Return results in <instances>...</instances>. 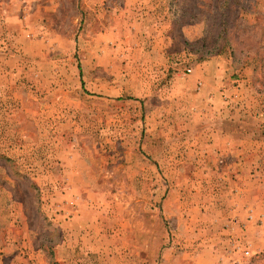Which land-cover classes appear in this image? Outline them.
I'll use <instances>...</instances> for the list:
<instances>
[{"label":"rangeland","instance_id":"rangeland-1","mask_svg":"<svg viewBox=\"0 0 264 264\" xmlns=\"http://www.w3.org/2000/svg\"><path fill=\"white\" fill-rule=\"evenodd\" d=\"M161 1L0 0V264H264V0Z\"/></svg>","mask_w":264,"mask_h":264},{"label":"crops","instance_id":"crops-1","mask_svg":"<svg viewBox=\"0 0 264 264\" xmlns=\"http://www.w3.org/2000/svg\"><path fill=\"white\" fill-rule=\"evenodd\" d=\"M157 5H156V7H159V3H162V5H160V7H162V6H164V2L163 1H159V0H157ZM153 6V5H152ZM152 6H150V10H152ZM147 19V21L146 22H148V26H146L145 28V31H146V33H147V35L149 34V31L152 29V28H154L153 27V24H151V23H154L155 22V20H157V19H154V20H151L150 18H146ZM158 19H160V18H158ZM150 39V38H149ZM157 39H159V37H157ZM164 43V42H163ZM148 44H150V43H148ZM151 45V44H150ZM153 46H155V47H157L158 46V44L157 45H153Z\"/></svg>","mask_w":264,"mask_h":264},{"label":"built area","instance_id":"built-area-1","mask_svg":"<svg viewBox=\"0 0 264 264\" xmlns=\"http://www.w3.org/2000/svg\"><path fill=\"white\" fill-rule=\"evenodd\" d=\"M188 72H191V70H188Z\"/></svg>","mask_w":264,"mask_h":264}]
</instances>
